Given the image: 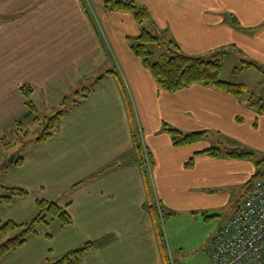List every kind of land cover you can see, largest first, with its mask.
<instances>
[{"label":"crops","instance_id":"1","mask_svg":"<svg viewBox=\"0 0 264 264\" xmlns=\"http://www.w3.org/2000/svg\"><path fill=\"white\" fill-rule=\"evenodd\" d=\"M132 1L147 7L151 18L139 24L134 12L108 10L105 0H0V132L28 112L23 85L33 88L38 112L94 85L53 137L31 144L24 163L8 172L11 186L28 194L0 218L30 221L37 199L46 198L66 207L72 223L56 218L40 225L0 264H46L88 241L95 246L80 264H167L170 256L177 264L179 252L202 258L195 264H213L209 242L223 222L195 241L181 236L185 225L211 221L215 189L245 174L248 161L203 151L213 147V132L242 139L246 131L262 130L264 137V114L247 106L245 93L235 96L214 85L167 91L128 39L146 28L165 43L151 44L153 51L169 43L194 56L221 51V78L248 87L242 76L253 68L225 77V61L238 51L264 65V0ZM165 123L207 135L177 146ZM140 131L151 156L152 190L138 162ZM154 204L175 213L166 217L170 253Z\"/></svg>","mask_w":264,"mask_h":264},{"label":"trees","instance_id":"2","mask_svg":"<svg viewBox=\"0 0 264 264\" xmlns=\"http://www.w3.org/2000/svg\"><path fill=\"white\" fill-rule=\"evenodd\" d=\"M105 6L111 11L129 10L134 12L135 18L139 24H143L146 20L151 18V14L147 7L138 5L132 0H105ZM128 41L135 55L144 61L145 65L151 70L155 80L159 83V85L169 92H175L194 83L214 85L235 96H241L248 91V87L244 83L223 80L221 78V73L223 70L221 51L212 53L209 56H194L182 52L176 45H174V47L170 46L169 43L167 46V52L163 53L158 61L153 62L151 61V56L153 53L150 50V45L155 42L165 44L160 37L154 35L150 30L143 28L142 32L137 38H129ZM251 68H255L264 74V65L251 60H243V65L240 67H235L234 72L238 73L243 69ZM93 89L94 85L92 87L84 88L82 90L84 92L77 91L75 93L76 95L72 94L66 96L62 102V109H60L53 116H48L42 119L36 115L37 120L42 125V129L37 137L24 141L23 148L26 150L31 144L44 143L52 138L62 118L72 108L77 106V104L81 101V98L88 96V94L93 91ZM21 90L23 91V94L26 98V105L28 108L26 115L37 113V105L32 100L33 88L30 85H23ZM78 93L81 95V97H79ZM248 102L251 107L258 110L259 113L264 114V97L252 94L248 98ZM17 123H19V121H17ZM164 128L170 134L173 144L177 146L202 141L207 135V131L184 132L180 129L170 127L166 123ZM139 139L140 140L137 141L136 146L138 151V162L143 170V175L145 177L148 189L152 190L151 176L145 161L141 136ZM203 152H206L214 157L227 155L233 159H248L255 155V152L249 148H229L226 146H213L207 148ZM23 163L24 155L14 158L13 162L3 161L0 163V189L5 188L9 191L6 194H0L1 203L10 205L17 199L28 194V191L22 187L5 186L1 182L3 172L7 173L13 167L20 166ZM193 163L194 158H191L187 162V166H191ZM258 164V171L247 183L243 197L253 188L256 181L264 175V158L260 160ZM152 207H155L159 217L161 216L160 212L162 211L161 217L163 219L175 214L172 212L166 213L163 208L157 204H154ZM37 208L39 210L38 214H36L34 218L27 222H18L15 220L4 221L0 219V230L5 234L12 233V236L0 244V259L20 249L27 242L29 236L39 233V224L46 225L51 219L56 218L59 219L64 226H68L72 222L71 215L67 211L66 207L59 205V203L54 200L40 198L37 200ZM94 246L95 242L93 241L85 242L84 244L67 251L63 254V256L57 258L56 260L50 261L48 264H80L82 262L83 256ZM167 260V264H174L171 258H168Z\"/></svg>","mask_w":264,"mask_h":264},{"label":"rangeland","instance_id":"3","mask_svg":"<svg viewBox=\"0 0 264 264\" xmlns=\"http://www.w3.org/2000/svg\"><path fill=\"white\" fill-rule=\"evenodd\" d=\"M150 50L153 52V55L151 56V61L153 62L158 61L161 58L162 54L167 52V49L163 46L162 48L157 47L154 51L151 48ZM232 55L233 56L231 58L225 61V70H224L225 77H231V78L236 77L237 74H239V72L235 73L233 70V66L240 67L241 65H243V60L245 59L242 57V53L238 51L232 52ZM245 55L246 53L244 54V56ZM246 60L249 59L246 58ZM251 61L258 62L256 60H251ZM243 70L248 71L247 69H243ZM242 77L245 78V80H247L249 84L248 86L249 90L244 94L245 98H249L252 94H256L264 97V74L253 68L252 70H250V72H246V74H244ZM87 85H91V83H87ZM247 106L250 107V105ZM62 107L63 106L61 104L59 106H56L54 109L47 108L46 111H40L37 113H32L23 116L22 118H20L19 123H17V125L16 123L13 124L14 126L12 129L11 128L5 129L4 132H0V163L3 161L10 162L11 159L14 160V158L25 154L24 151L25 149L23 148V142L28 139H33L37 137L42 129V125L37 120L36 115L44 119L45 117L55 115L60 109H62ZM261 131L262 130L253 132V133L260 132L259 134L256 135L246 131L243 134L242 139L234 137L230 135V133L229 134L219 133V132L218 133L213 132L211 134L209 133L210 134L209 140L212 142L213 146H221V147L226 146L229 148H234V147L249 148L250 150L255 152V155L252 156L251 158L245 159L248 161L245 166V171H246L245 174H241V176L237 178L233 183H231L228 187L215 189V193L216 194L218 193L217 195L219 196L216 197L217 199L216 204L218 206H216L214 210L209 211L210 212L209 215L216 214L213 217L211 216L212 217L210 219L211 221L206 222L205 220L201 219L199 223H192L193 225L191 226L185 225L186 231L184 230L181 238H183L186 235V238L191 237L193 241H195L200 237H202L206 233V230L208 228L210 229V231H214V229L218 225H220L222 222H225V220L232 214L234 208L242 201L247 183L250 181L253 175L257 173L259 166L258 162H260V160L264 158V143H263L264 137L260 135ZM141 140L144 145L145 143H144L142 131H141ZM8 174H9L8 172L7 173L3 172L1 177V182L5 186H11L12 184L8 179ZM8 192L9 191L5 188L0 189V194H6ZM12 205H14V203L8 205L0 202V218H2V216H8L9 214L8 212L11 211L10 206ZM15 207L18 208L19 206H15ZM168 220H169L168 218L160 219V224L162 226V230L164 233L162 235L164 240L163 241L164 245L168 253H170L169 239H168L169 237ZM40 225L43 224H39L38 227L39 230L41 229ZM10 236H12V233L5 234L0 230V244L5 242ZM64 253H61L59 257L63 256ZM185 253L186 256L184 257L183 254ZM177 255L179 256V258H177L179 263L177 262V264H195L196 262H200V261L202 262V258L198 256L190 257L187 254V252H179L177 253ZM48 263L46 262V264Z\"/></svg>","mask_w":264,"mask_h":264},{"label":"built area","instance_id":"4","mask_svg":"<svg viewBox=\"0 0 264 264\" xmlns=\"http://www.w3.org/2000/svg\"><path fill=\"white\" fill-rule=\"evenodd\" d=\"M143 148L151 176V157ZM208 249L213 264H264V175L218 227Z\"/></svg>","mask_w":264,"mask_h":264},{"label":"water","instance_id":"5","mask_svg":"<svg viewBox=\"0 0 264 264\" xmlns=\"http://www.w3.org/2000/svg\"><path fill=\"white\" fill-rule=\"evenodd\" d=\"M10 162H13V159H11Z\"/></svg>","mask_w":264,"mask_h":264}]
</instances>
